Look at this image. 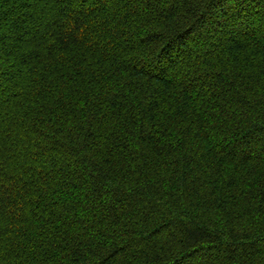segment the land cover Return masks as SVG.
I'll return each mask as SVG.
<instances>
[{
    "label": "trees",
    "instance_id": "1",
    "mask_svg": "<svg viewBox=\"0 0 264 264\" xmlns=\"http://www.w3.org/2000/svg\"><path fill=\"white\" fill-rule=\"evenodd\" d=\"M0 264H264V0H0Z\"/></svg>",
    "mask_w": 264,
    "mask_h": 264
}]
</instances>
